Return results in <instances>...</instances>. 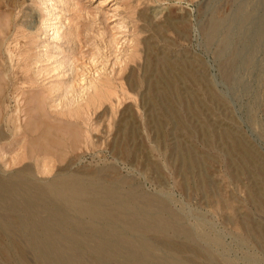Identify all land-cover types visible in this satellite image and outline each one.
<instances>
[{"label":"rangeland","instance_id":"rangeland-1","mask_svg":"<svg viewBox=\"0 0 264 264\" xmlns=\"http://www.w3.org/2000/svg\"><path fill=\"white\" fill-rule=\"evenodd\" d=\"M12 176L33 197L74 176L134 194L148 257L126 242L109 263L73 248L78 264H264V0H0ZM17 218L34 221L0 202V264H40Z\"/></svg>","mask_w":264,"mask_h":264},{"label":"bare ground","instance_id":"bare-ground-1","mask_svg":"<svg viewBox=\"0 0 264 264\" xmlns=\"http://www.w3.org/2000/svg\"><path fill=\"white\" fill-rule=\"evenodd\" d=\"M96 96H99L97 88L94 92V97ZM30 188L31 185L24 178L12 176V180L0 179V202L10 203L16 209L23 208L34 218L30 224L22 218H17L16 223L24 230L32 232L31 241L41 252L40 264H78L72 254L73 248L80 254L92 251L95 256L109 263L110 259L121 254L120 246L123 243L135 244L142 249L146 257L154 246L147 237L137 234L140 228L138 220L127 222L125 219L128 209L133 206V213L137 214L135 216L139 215V207L134 205L133 193L125 192L114 185L101 187L93 183L88 184L77 176L59 177L45 185H39L38 195L34 197ZM74 216L88 219L85 220L88 222L90 237L81 235L83 228L73 220ZM148 216L152 228L165 230L174 227L172 223L163 221L159 213ZM12 224V221H6L4 231L10 230ZM60 228L65 232L61 233ZM173 230L178 232L175 228ZM129 231L137 236L132 238L128 234ZM170 258L171 264H190L180 259L175 252ZM126 262L138 264L132 254L127 257Z\"/></svg>","mask_w":264,"mask_h":264}]
</instances>
